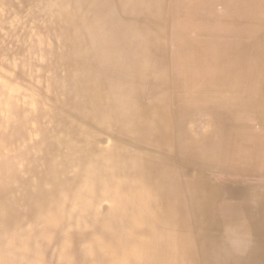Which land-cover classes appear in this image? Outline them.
Segmentation results:
<instances>
[{
    "label": "bare ground",
    "instance_id": "bare-ground-1",
    "mask_svg": "<svg viewBox=\"0 0 264 264\" xmlns=\"http://www.w3.org/2000/svg\"><path fill=\"white\" fill-rule=\"evenodd\" d=\"M36 3L0 0V264H264V0Z\"/></svg>",
    "mask_w": 264,
    "mask_h": 264
},
{
    "label": "rangeland",
    "instance_id": "rangeland-1",
    "mask_svg": "<svg viewBox=\"0 0 264 264\" xmlns=\"http://www.w3.org/2000/svg\"><path fill=\"white\" fill-rule=\"evenodd\" d=\"M38 4L36 3V0H33V2H27V3H20V0H15V11H16V15L20 16V18H12V23H15V21L19 22V23H26L27 22V18H25V16L27 15V13L30 11L32 12L35 9V5ZM6 7H0V13L6 11ZM30 23V27H32V23ZM5 30H2V33L5 34ZM12 46V45H11ZM19 56L13 55V57H10V61L13 62H18ZM234 216H236V214H234Z\"/></svg>",
    "mask_w": 264,
    "mask_h": 264
}]
</instances>
